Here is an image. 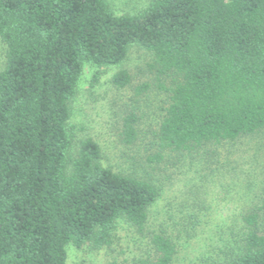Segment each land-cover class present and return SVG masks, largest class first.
<instances>
[{
  "label": "trees",
  "instance_id": "1",
  "mask_svg": "<svg viewBox=\"0 0 264 264\" xmlns=\"http://www.w3.org/2000/svg\"><path fill=\"white\" fill-rule=\"evenodd\" d=\"M0 41V264H67V244L108 245L118 219L144 231L157 188L102 165L92 138L71 152L84 63L120 64L131 44L150 53L152 82L137 92L155 87L165 105L148 163L264 130V0H149L133 14L107 0H0ZM135 123L122 120L126 145ZM242 222L239 251L216 264H264V194ZM149 242L139 264H174L170 234Z\"/></svg>",
  "mask_w": 264,
  "mask_h": 264
},
{
  "label": "rangeland",
  "instance_id": "2",
  "mask_svg": "<svg viewBox=\"0 0 264 264\" xmlns=\"http://www.w3.org/2000/svg\"><path fill=\"white\" fill-rule=\"evenodd\" d=\"M107 1L115 14L136 13L149 2ZM4 53L0 41V69ZM150 59L148 51L131 44L120 64L83 65L69 105L72 154L81 140L92 138L100 148L102 165L149 180L158 196L149 207L143 232L118 219L108 245L67 244V264H139L151 252L149 233L159 229L174 240V264H216L239 251L242 215L264 194V130L191 154L167 151L157 163L146 161L155 151L153 133L165 105L164 94L155 87L137 92V87L152 82ZM121 69L129 73L130 82L119 88L111 79ZM128 114L135 115L138 132L132 145L120 140L122 120Z\"/></svg>",
  "mask_w": 264,
  "mask_h": 264
}]
</instances>
